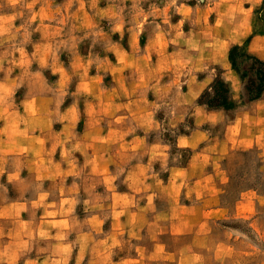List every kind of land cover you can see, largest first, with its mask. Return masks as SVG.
I'll return each instance as SVG.
<instances>
[{"label":"clouds","instance_id":"clouds-1","mask_svg":"<svg viewBox=\"0 0 264 264\" xmlns=\"http://www.w3.org/2000/svg\"><path fill=\"white\" fill-rule=\"evenodd\" d=\"M0 264H264V0H0Z\"/></svg>","mask_w":264,"mask_h":264}]
</instances>
